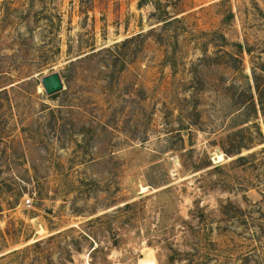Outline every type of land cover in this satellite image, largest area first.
<instances>
[{
    "label": "rangeland",
    "instance_id": "rangeland-1",
    "mask_svg": "<svg viewBox=\"0 0 264 264\" xmlns=\"http://www.w3.org/2000/svg\"><path fill=\"white\" fill-rule=\"evenodd\" d=\"M0 264H264V0H0Z\"/></svg>",
    "mask_w": 264,
    "mask_h": 264
},
{
    "label": "water",
    "instance_id": "water-1",
    "mask_svg": "<svg viewBox=\"0 0 264 264\" xmlns=\"http://www.w3.org/2000/svg\"><path fill=\"white\" fill-rule=\"evenodd\" d=\"M41 86L47 96H53L63 90L62 80L58 73H52L41 79Z\"/></svg>",
    "mask_w": 264,
    "mask_h": 264
},
{
    "label": "trees",
    "instance_id": "trees-1",
    "mask_svg": "<svg viewBox=\"0 0 264 264\" xmlns=\"http://www.w3.org/2000/svg\"><path fill=\"white\" fill-rule=\"evenodd\" d=\"M127 42H129V41H126V42L124 41L122 45H125ZM117 47H118V46H115L114 48H117ZM260 100H261V99H260ZM51 116H52V115H51ZM241 159H243V158H240V160H241ZM76 252H77V251H76Z\"/></svg>",
    "mask_w": 264,
    "mask_h": 264
},
{
    "label": "built area",
    "instance_id": "built-area-1",
    "mask_svg": "<svg viewBox=\"0 0 264 264\" xmlns=\"http://www.w3.org/2000/svg\"><path fill=\"white\" fill-rule=\"evenodd\" d=\"M26 204L29 205L30 204V200H26Z\"/></svg>",
    "mask_w": 264,
    "mask_h": 264
}]
</instances>
